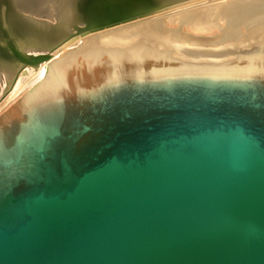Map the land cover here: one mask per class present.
<instances>
[{
  "label": "water",
  "instance_id": "1",
  "mask_svg": "<svg viewBox=\"0 0 264 264\" xmlns=\"http://www.w3.org/2000/svg\"><path fill=\"white\" fill-rule=\"evenodd\" d=\"M0 264H264V0L50 61L0 114Z\"/></svg>",
  "mask_w": 264,
  "mask_h": 264
},
{
  "label": "bare ground",
  "instance_id": "2",
  "mask_svg": "<svg viewBox=\"0 0 264 264\" xmlns=\"http://www.w3.org/2000/svg\"><path fill=\"white\" fill-rule=\"evenodd\" d=\"M199 1L0 0V107L31 89L36 80L26 82V77L39 80L46 65L70 50L66 48L76 39L88 45L158 17L202 7L204 1Z\"/></svg>",
  "mask_w": 264,
  "mask_h": 264
},
{
  "label": "rangeland",
  "instance_id": "3",
  "mask_svg": "<svg viewBox=\"0 0 264 264\" xmlns=\"http://www.w3.org/2000/svg\"><path fill=\"white\" fill-rule=\"evenodd\" d=\"M198 0H196V2H197ZM202 1H204V4H203V6L205 5H209V4H212V3H214V2H217V1H220V0H200L199 2H202ZM194 2V1H193ZM192 2V3H193ZM190 4V3H189ZM188 4V5H189ZM187 6V5H186ZM166 10H162V11H158V12H156L154 15H156V14H159V13H162V12H165ZM153 16V15H152ZM72 43H74L73 44V46L71 45V47L70 48H66V49H72V48H74L75 46H77V45H79V43H81V42H78V40L76 39L74 42H72ZM66 49H65V51H66ZM64 52V50L63 51H61V53H63ZM60 52L58 53V54H61ZM28 80H27V79ZM25 79L27 80L26 82H28V81H31V80H33V79H35L36 81H34V83H32L33 84V86L38 82V80L36 79V78H34V76H32L31 78L30 77H26ZM32 87V86H31ZM13 102V101H12ZM11 101L9 102H7V103H5L3 106H1L0 107V114L12 103ZM9 103V104H8Z\"/></svg>",
  "mask_w": 264,
  "mask_h": 264
}]
</instances>
